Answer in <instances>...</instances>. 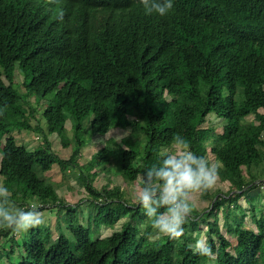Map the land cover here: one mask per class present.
<instances>
[{
	"label": "trees",
	"instance_id": "1",
	"mask_svg": "<svg viewBox=\"0 0 264 264\" xmlns=\"http://www.w3.org/2000/svg\"><path fill=\"white\" fill-rule=\"evenodd\" d=\"M16 69L24 93L14 83ZM30 98L36 106L47 102L44 128L37 122L29 129L39 142L33 150L12 134L27 130L25 123L34 117ZM0 109H6L0 116L3 186L19 207L35 203L42 212L55 209L70 235L60 225L55 236L41 225L19 241L13 231L0 228V264H264L259 201L264 195L247 197L248 209L239 204L248 192L264 188V0H173L165 17L146 15L140 0H0ZM208 115L222 121L220 134L204 126ZM248 116L256 118L248 121ZM113 128L139 132L138 147L109 138L95 153V165H80L88 138ZM177 134L196 155L212 156L219 164L218 181L230 188L225 194L201 193L210 205L192 212L178 240H150L152 229L140 205L128 204L118 187L96 190L93 182L99 172L137 182L159 164ZM52 135L70 149L67 159L52 150ZM54 165L63 180L75 178L87 200L62 203L61 186L33 170L45 174ZM217 212L222 227L213 218ZM249 213L255 230L245 225ZM119 222V230L98 237L102 228ZM200 222L215 254L211 258L192 250ZM5 242L8 251L1 250ZM15 251L20 260L11 257Z\"/></svg>",
	"mask_w": 264,
	"mask_h": 264
},
{
	"label": "clouds",
	"instance_id": "2",
	"mask_svg": "<svg viewBox=\"0 0 264 264\" xmlns=\"http://www.w3.org/2000/svg\"><path fill=\"white\" fill-rule=\"evenodd\" d=\"M55 2L48 0V3ZM140 4L146 15L165 17L173 9V0H140ZM57 19L63 21L62 10L57 12ZM5 110L0 109V116L4 115ZM218 180V164L196 155L191 151L190 142L186 138L175 135L171 149L161 153L159 164L147 168L136 185V201L152 229L147 238H181L184 234L183 226L194 211L191 203L193 195L213 189ZM11 197L9 188L0 185V228L23 233L44 224V214L37 205L18 207ZM192 250L202 257L211 258L215 255L206 238L196 239Z\"/></svg>",
	"mask_w": 264,
	"mask_h": 264
},
{
	"label": "rangeland",
	"instance_id": "3",
	"mask_svg": "<svg viewBox=\"0 0 264 264\" xmlns=\"http://www.w3.org/2000/svg\"><path fill=\"white\" fill-rule=\"evenodd\" d=\"M26 75H27L26 81L28 83H30L31 81L29 79V75L28 74H26ZM22 82H23V76L16 69L15 70V76H14V83L18 85L19 91L21 93H24V88L22 87ZM46 100H48V98ZM29 102L31 103L33 108H35V110H36L34 117H32V119H30V121L28 123H25L24 126L27 128V130H23L21 132L15 131V132H12V134L14 135L18 144H22V145L26 146L28 149L33 150V149L39 147V142L35 138L36 137L35 133L30 131L29 129L36 126L37 122H39L40 126L42 128H44V120L41 117V113H42L43 108L46 106L47 102L42 101L40 103V106L35 105V101L33 98H30ZM26 110H29V109H26ZM260 113H262V111H260ZM255 118L256 117H254V116H248L247 120L251 121V120H254ZM85 124H86V122H85ZM204 126H206V127L207 126H213V128L215 129V132L218 134H220L222 132V121L218 120L214 115H208V117L206 118V123L204 124ZM65 128L67 130L68 135L71 136L73 125H72V121H70V119L66 120ZM86 135L87 134L85 133L83 135V138L87 139ZM109 138L115 139L116 141L117 140H124V139L130 140L131 146L136 149L139 145L141 136H140L139 132H137L135 129H132V128H127V129L113 128L104 136H98V135L94 134L93 136L88 138L89 141H88L86 147L84 149H82L81 156L78 160L79 164L84 165L87 162H90L93 165H95L96 164V161L94 159L95 153L100 148L103 147L104 142ZM49 139L51 142V148L57 154V156L61 159H67L68 156L70 155V149L62 148L61 143H60V139L56 135H52ZM261 139L264 142V131L261 134ZM261 153H262L261 156L264 158V150L263 149H261ZM205 158L211 163H216L215 161H213L212 156L210 154H207ZM216 164H218V163H216ZM33 170L38 177L43 176V177L49 179L51 182H53L57 185L59 184L61 186V188H58L57 194H58L60 201L62 203L74 206V205L78 204L79 200H81V199L87 200L86 199L87 198L86 192L77 182H75V178H72L70 176L68 178H65L66 180L65 179L63 180V175H62L61 170L59 169V167L57 165H54L52 167V170L48 173H45V174H42L37 167H34ZM137 183H138V181L134 182V183H125L122 180V178L117 173H114V172L109 173V174L99 172L97 178L93 182V187L96 190H101V188L105 187V186H107L109 188L118 187L123 193L124 200L128 204L136 206L138 204L136 201V195H135ZM0 185H3L1 180H0ZM229 188L230 187H229L228 183H222V182L218 181L216 186L213 189L209 190V192L211 195L216 193L217 191H219L222 194H225ZM263 195H264V188H257L253 191L248 192L245 195V197L239 199V204L242 206V208L248 209V205L246 203L247 197H254V198L261 199V196H263ZM259 201H260V205L264 204V201L262 199ZM191 203L193 205L195 212H201V211L205 210L210 205V199L204 200L202 198L201 193H196L193 195ZM33 204H35V203H33ZM85 206H86V202L83 201L81 203L80 208H79V210H80L79 217H81V224L82 225L85 224V218L87 215V210H86ZM231 210H235V209H231ZM255 211H256L255 214L258 215L257 218H259L258 211L257 210H255ZM43 214L45 217V222L42 226L48 227L49 230H51V233L53 232V235L55 236L56 228L58 225H60V226H58L60 228V230L64 234H66L67 236L70 237L69 233L66 230L67 224L65 226V221H63L62 216L58 217V215L55 212V209H52L51 212L43 211ZM250 215H251L250 213L247 214V217L245 219V225H246V227H249V228L255 230L256 226L254 225V223H251ZM59 218H60V222L58 223L57 221ZM213 218L216 220V222L218 223V225L220 227L223 226L222 214L217 212L213 215ZM260 219L261 218H259L258 220H260ZM120 224H121L120 222L118 224H116L113 229L102 228L98 234V237L103 238V237L109 236L114 231L119 230ZM198 224H199V227L197 228L195 234H193V236H192V239H193L192 245L195 244L196 239L205 238L204 234H203V232L205 231V227L201 222ZM197 232H199L200 234H197ZM19 235H20V233H15L14 236H15V239L18 238V240L20 241L21 238H24L26 236V232L25 233L23 232L20 236ZM92 238L94 239V237H92ZM230 241L232 242L233 251L235 253L239 252V248L237 247L235 241L231 238H230ZM9 247H10L9 243L5 242L2 244L1 250H2V248L3 249L5 248V250L8 251ZM11 257L12 258L15 257L16 259L20 260L21 259L20 258V252L15 251V254ZM257 261H258V259H257ZM0 262H1V260H0ZM202 264H205L204 260H202ZM207 264H214V262L209 260V261H207Z\"/></svg>",
	"mask_w": 264,
	"mask_h": 264
},
{
	"label": "built area",
	"instance_id": "4",
	"mask_svg": "<svg viewBox=\"0 0 264 264\" xmlns=\"http://www.w3.org/2000/svg\"><path fill=\"white\" fill-rule=\"evenodd\" d=\"M37 140H38V138L37 137H35Z\"/></svg>",
	"mask_w": 264,
	"mask_h": 264
}]
</instances>
